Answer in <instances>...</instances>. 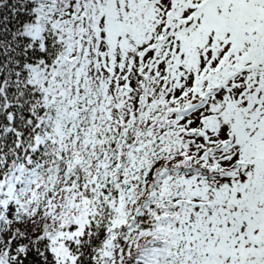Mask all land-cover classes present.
<instances>
[{"label":"snow or ice","instance_id":"obj_1","mask_svg":"<svg viewBox=\"0 0 264 264\" xmlns=\"http://www.w3.org/2000/svg\"><path fill=\"white\" fill-rule=\"evenodd\" d=\"M0 264H264V0H0Z\"/></svg>","mask_w":264,"mask_h":264}]
</instances>
